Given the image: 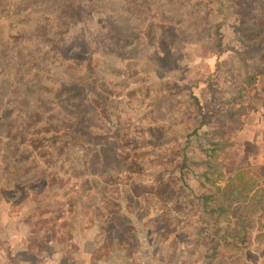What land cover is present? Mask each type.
<instances>
[{"label": "rangeland", "instance_id": "374dc122", "mask_svg": "<svg viewBox=\"0 0 264 264\" xmlns=\"http://www.w3.org/2000/svg\"><path fill=\"white\" fill-rule=\"evenodd\" d=\"M237 172L260 199L227 205ZM22 221L106 264H264V0H0V234Z\"/></svg>", "mask_w": 264, "mask_h": 264}, {"label": "crops", "instance_id": "0c3cea01", "mask_svg": "<svg viewBox=\"0 0 264 264\" xmlns=\"http://www.w3.org/2000/svg\"><path fill=\"white\" fill-rule=\"evenodd\" d=\"M5 218L7 221L15 219L9 214ZM11 228L14 229L5 231L4 235L0 234V264H106L96 257L94 249L85 251L76 244H68L67 247V244L61 246L54 242L56 249L51 251H47L54 244L51 238L39 245L31 244L34 233L23 221Z\"/></svg>", "mask_w": 264, "mask_h": 264}, {"label": "trees", "instance_id": "16d2710c", "mask_svg": "<svg viewBox=\"0 0 264 264\" xmlns=\"http://www.w3.org/2000/svg\"><path fill=\"white\" fill-rule=\"evenodd\" d=\"M254 78L255 77L253 76L250 77L249 81L254 80ZM68 149L70 150V147H68ZM87 149L88 148L83 147V150H87ZM255 187L250 184L249 179L243 178L242 173L237 172V174L235 175V179L233 181H229L223 187H221V195L223 196L224 200L227 202V205H231V204L233 205L235 203L242 202L241 199L246 198V193L250 191H252L250 197L251 199L255 198L256 196H258L260 199V195H261L259 193L260 188H255Z\"/></svg>", "mask_w": 264, "mask_h": 264}]
</instances>
